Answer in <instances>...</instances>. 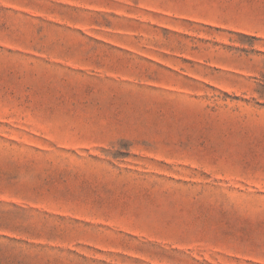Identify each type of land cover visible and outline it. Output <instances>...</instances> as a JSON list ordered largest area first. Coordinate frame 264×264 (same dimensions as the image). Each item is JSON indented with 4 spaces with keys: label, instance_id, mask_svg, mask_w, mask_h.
Masks as SVG:
<instances>
[{
    "label": "rangeland",
    "instance_id": "rangeland-1",
    "mask_svg": "<svg viewBox=\"0 0 264 264\" xmlns=\"http://www.w3.org/2000/svg\"><path fill=\"white\" fill-rule=\"evenodd\" d=\"M0 264H264V0H0Z\"/></svg>",
    "mask_w": 264,
    "mask_h": 264
}]
</instances>
